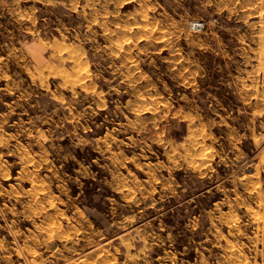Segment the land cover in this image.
Here are the masks:
<instances>
[{"label":"rangeland","instance_id":"rangeland-1","mask_svg":"<svg viewBox=\"0 0 264 264\" xmlns=\"http://www.w3.org/2000/svg\"><path fill=\"white\" fill-rule=\"evenodd\" d=\"M0 264H264V0H0Z\"/></svg>","mask_w":264,"mask_h":264},{"label":"built area","instance_id":"built-area-1","mask_svg":"<svg viewBox=\"0 0 264 264\" xmlns=\"http://www.w3.org/2000/svg\"><path fill=\"white\" fill-rule=\"evenodd\" d=\"M192 25H193V26H200V25H201V22L196 21V22H193Z\"/></svg>","mask_w":264,"mask_h":264}]
</instances>
